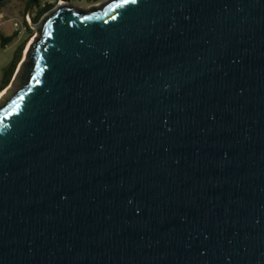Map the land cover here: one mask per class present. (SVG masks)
Returning a JSON list of instances; mask_svg holds the SVG:
<instances>
[{
	"label": "water",
	"instance_id": "obj_1",
	"mask_svg": "<svg viewBox=\"0 0 264 264\" xmlns=\"http://www.w3.org/2000/svg\"><path fill=\"white\" fill-rule=\"evenodd\" d=\"M34 30L0 264H264V0L60 3Z\"/></svg>",
	"mask_w": 264,
	"mask_h": 264
},
{
	"label": "rangeland",
	"instance_id": "obj_2",
	"mask_svg": "<svg viewBox=\"0 0 264 264\" xmlns=\"http://www.w3.org/2000/svg\"><path fill=\"white\" fill-rule=\"evenodd\" d=\"M38 1L40 2L41 7L46 3L54 4V6L60 3H66L67 5L76 9L89 10L91 8L104 4L106 3V1L108 2L110 0H38ZM34 13L35 10L33 12H26L24 9V3L19 0H9L0 8V82L3 77V70L11 62L16 47L28 34L26 25L30 28L31 34L22 52L19 63L23 60L24 52L28 44L36 35L34 28L37 26L40 20L37 23L33 22L32 19ZM14 23H17L18 26L24 30L23 34L20 37L17 35V32L15 31ZM8 38H11L12 40L10 42L5 43L2 46V39H8ZM18 85L19 82L17 78L11 84L9 83V85L3 91L0 92V105L11 96V94L18 88Z\"/></svg>",
	"mask_w": 264,
	"mask_h": 264
},
{
	"label": "trees",
	"instance_id": "obj_3",
	"mask_svg": "<svg viewBox=\"0 0 264 264\" xmlns=\"http://www.w3.org/2000/svg\"><path fill=\"white\" fill-rule=\"evenodd\" d=\"M9 0H0V8ZM24 3V9L26 12H33L35 10L34 16H33V22L37 23L44 14L49 12L53 7L54 4H49L46 3L42 7L40 6V2L38 0H19ZM26 29L28 31L27 36L20 42V44L16 47L12 60L9 63V65L3 70V77L0 82V92L3 91L10 83L14 72L17 68V65L21 59L22 52L25 48V45L30 37L31 30L30 28L26 25ZM12 39H2V46L10 42Z\"/></svg>",
	"mask_w": 264,
	"mask_h": 264
},
{
	"label": "snow or ice",
	"instance_id": "obj_4",
	"mask_svg": "<svg viewBox=\"0 0 264 264\" xmlns=\"http://www.w3.org/2000/svg\"><path fill=\"white\" fill-rule=\"evenodd\" d=\"M128 3H131V4H136L137 3V0H122V4H128ZM122 5L120 3H118L116 5L117 8L121 7ZM109 7H111V5H109ZM85 18H89V17H85Z\"/></svg>",
	"mask_w": 264,
	"mask_h": 264
},
{
	"label": "built area",
	"instance_id": "obj_5",
	"mask_svg": "<svg viewBox=\"0 0 264 264\" xmlns=\"http://www.w3.org/2000/svg\"><path fill=\"white\" fill-rule=\"evenodd\" d=\"M15 31L17 32V35L20 37L23 34V29L18 26L17 23H14Z\"/></svg>",
	"mask_w": 264,
	"mask_h": 264
}]
</instances>
